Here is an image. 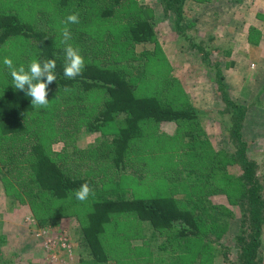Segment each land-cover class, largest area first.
<instances>
[{
	"label": "trees",
	"instance_id": "1",
	"mask_svg": "<svg viewBox=\"0 0 264 264\" xmlns=\"http://www.w3.org/2000/svg\"><path fill=\"white\" fill-rule=\"evenodd\" d=\"M163 1L167 9L175 13L177 28L184 30L182 20L186 0ZM23 8H28L29 12L27 9L28 13L24 14ZM90 8L97 11L96 19H115L121 25L122 31L117 34L115 32L118 31L113 30L114 32L107 34L103 43L92 50L82 45L86 39V34L83 33L90 25L83 23V20L90 14ZM149 12L138 0H0V64L4 44L9 39H19L23 53L27 54L20 63L27 66L33 59H54V75L57 79L48 85V106L35 107L31 105V98L24 91L14 88L9 69L4 64L0 66V176L4 179L15 169L18 182L12 181V184L19 186L15 185L13 189L19 188L29 196L47 202L49 215L41 218L42 222L55 217L61 205L71 198L75 199L74 190L88 183L91 193L86 200L88 204L83 230L85 241L91 247V253L97 262L107 259L102 246L103 234L112 216L119 214L134 213L139 219L149 221L154 233L159 231L168 234L169 240L159 245V248L167 249L171 243L179 244L184 240L190 242L191 247H195V254L200 252L201 243L208 239L202 230L211 226L218 228V222L202 218L201 206H180L165 176L166 167L171 163L163 161L166 156L162 145L166 143L167 135L159 133V127L165 123H175L177 130L193 137L192 144H196L198 136L195 131L199 127L197 122L200 115L198 109L188 104L178 105L175 97H170V93L165 95L166 88L163 90L162 87L156 92L150 90V77H146L149 73V56L136 51L138 44L152 41L157 44L154 25L148 19ZM72 13L78 14L79 23H66L67 16ZM145 13L147 17L144 16ZM65 27L72 34L68 43L77 47L85 59L82 73L74 79L64 75L65 45L61 41ZM199 49L208 60L204 49ZM106 54L109 56L104 57ZM140 65L141 76L137 77L134 72ZM214 66L223 95L235 116L232 130L237 150L230 155L224 150L221 155L213 152L202 169L185 166L180 178L193 179L195 189L217 184L224 191L229 183L238 187V191L233 194L237 197L231 199L239 200L243 197V201L247 200L251 225L250 237L242 245V261L243 264H258L262 244L261 229L264 225V199L260 192L263 186L255 176V163L248 156L247 143L242 134L246 108L227 97L226 85L222 82L223 71L218 63ZM139 82H144L143 88L146 90H141ZM65 88L70 91L66 92ZM30 124L34 126L31 136L33 143L31 142L30 153L26 154V160L22 163L17 159L15 149L13 150L14 142L17 135ZM79 131L98 133L101 137L98 139L100 144L85 149L86 160L91 166L86 174L90 178L70 172L72 170L66 166L65 159L67 146L61 152H56L52 147L55 141H64L69 145L70 141L77 138ZM152 133L158 134L153 143H158L159 146L145 147L146 139ZM106 136L110 139H104ZM138 145L144 146L145 151L157 149L161 153L158 159L151 156L144 160L145 165L149 164L153 170V177H157L155 182L145 186L153 191H148L147 194L150 192L152 195L111 197L104 187L99 186L98 183L105 180L98 176L101 173L97 171L104 172L105 179L109 181L112 177L111 168L115 169L113 172H121L125 163L129 162L132 163L131 170L136 172L137 166L143 163L137 158L140 159L139 155L144 151L137 153ZM193 161L192 165H200L198 160ZM235 162L243 169L242 177L233 176L227 171L228 164ZM131 176L132 183L137 181L135 175ZM229 192L233 191L229 189ZM18 193L21 194V191ZM226 215L227 211L224 209L217 213V217L223 219L221 223L227 221ZM173 237L175 241L171 242ZM193 241L200 247L195 246ZM202 248L204 258L211 254L210 248ZM0 264H14V260H4L0 250ZM104 264L118 263L106 260Z\"/></svg>",
	"mask_w": 264,
	"mask_h": 264
},
{
	"label": "rangeland",
	"instance_id": "2",
	"mask_svg": "<svg viewBox=\"0 0 264 264\" xmlns=\"http://www.w3.org/2000/svg\"><path fill=\"white\" fill-rule=\"evenodd\" d=\"M138 2L150 11L148 19L156 32L157 44L152 41L136 46L139 54L147 53L149 56V73L146 77H150V90L156 92L162 87L163 90L166 88L165 95L170 93L178 105L188 104L198 109L200 115L197 122L199 127L195 131L198 136L196 144H192L193 137L177 130L175 123H165L159 127L158 132L167 135L166 143L162 145L166 156L163 161L171 163L166 167L165 176L180 206H201L202 218L218 222V228L211 226L202 230L208 236L201 243L202 247L207 250L210 248L213 255L209 253L204 258V249L194 241L195 246L200 247L197 254L195 247L184 240L179 244L171 243L167 249L159 248V245L169 240L168 234L159 231L154 233L151 223L139 219L134 213L119 214L112 216L103 234L102 246L106 260L118 264H243L242 245L250 237L251 225L247 200L243 201V197L231 199L237 197L233 194L238 191V187L229 183L224 191L217 184L195 189L193 179L181 180L180 176L185 166L202 169L213 152L221 155L224 150L230 155L237 150L232 130L235 116L216 76L214 64L218 63L223 71L222 82L226 85L227 97L246 108L242 134L247 143L248 156L255 163V176L263 186L260 192L264 199V0H186L182 31L176 26L175 13L167 9L163 0ZM27 9L23 8L24 14L29 12ZM94 10L90 8V14L83 20V23L90 25L88 29L85 28L83 34H86V39L82 45L90 50L103 43L107 34L122 32L121 25L115 19H96L97 11ZM144 16L147 17L146 13ZM20 41L9 39L4 44L0 66L5 57L11 58L17 66L22 64L20 62L27 54L23 53ZM199 47L207 53L208 60ZM108 56L106 54L104 57ZM141 71L142 65L137 67L134 75L140 77ZM143 84L139 82L138 85L141 90H146ZM33 132L34 126L30 124L17 135L14 142L13 150L22 163L26 160V154L30 153ZM157 136L152 133L146 139L145 147L159 146L153 143ZM99 138L98 133L79 131L77 138L70 141L69 145L64 141H55L52 147L56 152H61L67 146L65 159L66 166L72 170L70 172L89 177L86 172L91 166L86 160L85 149L100 144ZM9 146L12 150L11 143ZM137 147V153L144 150L142 145ZM151 151L144 150L139 155L140 159L137 160L143 163L137 166L136 172L131 170L132 163L127 162L121 172H113L114 168H111L112 177L108 181L104 172L95 170L105 180L100 181L99 186L104 187L111 197L152 195L150 192L153 191L145 186L155 182L157 177H153V170L149 164L145 165L144 160L151 156L158 159L161 153L157 149ZM193 160H198L200 165H192ZM227 171L236 177L243 176V169L238 162L229 163ZM132 174L137 178L133 183ZM16 177L15 169L4 179L0 176V250L4 260L11 258L14 264H104L106 260H94L91 247L85 241L83 222L87 212L86 201L71 198L60 206L55 217L42 222L41 218L49 215L47 202L31 197L19 188L13 189L17 184H12V181L18 182ZM229 189L233 192L230 193ZM220 209L227 211V221L224 223H221L222 217H217ZM174 241L173 237L171 242ZM258 264H264V240Z\"/></svg>",
	"mask_w": 264,
	"mask_h": 264
},
{
	"label": "clouds",
	"instance_id": "3",
	"mask_svg": "<svg viewBox=\"0 0 264 264\" xmlns=\"http://www.w3.org/2000/svg\"><path fill=\"white\" fill-rule=\"evenodd\" d=\"M66 23H79L78 14H69ZM62 35L61 43L65 45L64 75L69 79H74L82 73L85 67V59L77 47L68 43L72 39V34L67 27L64 28ZM3 64L10 71L14 88L18 91H24L25 95L31 98V105L45 108L48 106V85L57 80L54 75L56 68L54 59H33L27 66L24 64L17 66L11 58L5 57ZM65 91H70V89L65 88ZM90 193L91 189L88 183H84L74 190L75 198L81 202L86 201ZM261 231L264 233V228ZM260 238L264 240V235Z\"/></svg>",
	"mask_w": 264,
	"mask_h": 264
},
{
	"label": "crops",
	"instance_id": "4",
	"mask_svg": "<svg viewBox=\"0 0 264 264\" xmlns=\"http://www.w3.org/2000/svg\"><path fill=\"white\" fill-rule=\"evenodd\" d=\"M259 13H260V12L257 13V17H258V15H259Z\"/></svg>",
	"mask_w": 264,
	"mask_h": 264
}]
</instances>
